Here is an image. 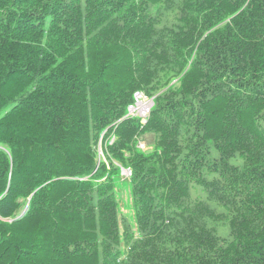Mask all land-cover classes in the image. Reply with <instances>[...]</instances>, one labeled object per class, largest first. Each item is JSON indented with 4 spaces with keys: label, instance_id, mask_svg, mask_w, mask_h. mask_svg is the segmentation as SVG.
<instances>
[{
    "label": "trees",
    "instance_id": "trees-1",
    "mask_svg": "<svg viewBox=\"0 0 264 264\" xmlns=\"http://www.w3.org/2000/svg\"><path fill=\"white\" fill-rule=\"evenodd\" d=\"M0 264H264V0H0Z\"/></svg>",
    "mask_w": 264,
    "mask_h": 264
},
{
    "label": "rangeland",
    "instance_id": "rangeland-1",
    "mask_svg": "<svg viewBox=\"0 0 264 264\" xmlns=\"http://www.w3.org/2000/svg\"><path fill=\"white\" fill-rule=\"evenodd\" d=\"M112 139V138H111ZM140 148H151V143L154 141V136L151 133H147L143 139H141ZM102 158H104L102 146H101ZM116 190L118 192V198L120 201V212L125 214L129 221L135 222L134 203L131 195L130 178L123 171L116 177Z\"/></svg>",
    "mask_w": 264,
    "mask_h": 264
},
{
    "label": "built area",
    "instance_id": "built-area-1",
    "mask_svg": "<svg viewBox=\"0 0 264 264\" xmlns=\"http://www.w3.org/2000/svg\"><path fill=\"white\" fill-rule=\"evenodd\" d=\"M154 102L141 92L135 93V102L129 105V115H139L144 120L150 115Z\"/></svg>",
    "mask_w": 264,
    "mask_h": 264
}]
</instances>
